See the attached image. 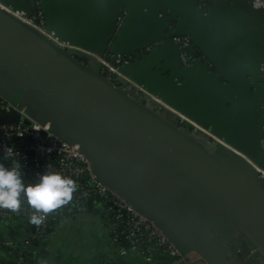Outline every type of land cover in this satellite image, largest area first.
<instances>
[{"label": "crops", "instance_id": "obj_1", "mask_svg": "<svg viewBox=\"0 0 264 264\" xmlns=\"http://www.w3.org/2000/svg\"><path fill=\"white\" fill-rule=\"evenodd\" d=\"M1 1L15 9L32 10L33 0ZM39 2L44 24L57 38L96 53L104 52L110 43L113 54H133L119 70L126 79L117 78L126 97L148 108H151L148 98L155 99L176 114L172 116L160 110L159 116L171 123L177 122V114L182 115L208 128L243 154L255 150L264 157V148L255 146L248 131V107L252 106L258 125L257 138L264 139V10L253 9L240 0H209L204 13L184 18L181 0ZM129 6L136 8L144 23L140 27L132 20L112 38L113 15ZM171 31L191 32L198 44L210 47L240 82L243 93H234L216 72H210L212 69L204 71L200 66L181 69L171 40L166 35L160 37ZM153 37L160 39L152 42ZM146 46L150 49L145 50ZM85 62L90 68H99L95 58ZM0 83L21 92L1 74ZM134 85L143 87L150 96ZM212 96L238 118L239 126L231 128L217 120ZM189 127L185 123V129ZM190 131L197 135L200 145L214 148L213 141L205 134ZM84 149L94 176L151 218L159 212L160 202L176 187L177 177L173 173L110 136L94 131L84 140ZM236 164L241 169L250 166L241 158L236 159ZM193 197L199 199L200 193L195 191ZM199 211V205L191 210L193 214ZM161 224L173 230V239L182 248L197 244L203 249L209 247L224 264H264V254L242 229L224 237L205 229L190 215L176 212L171 218L162 219ZM0 234L15 246H23L28 227L16 220L5 227L0 225ZM32 255L35 264H176L157 251H153L150 262L135 253L120 255L102 218L92 208L56 222L45 239L34 247ZM12 258L7 248L0 247V264H8ZM191 260L202 264L195 252H191Z\"/></svg>", "mask_w": 264, "mask_h": 264}, {"label": "water", "instance_id": "obj_2", "mask_svg": "<svg viewBox=\"0 0 264 264\" xmlns=\"http://www.w3.org/2000/svg\"><path fill=\"white\" fill-rule=\"evenodd\" d=\"M181 1L185 7L182 17L204 13L197 6V0ZM125 9L127 14L121 30L132 20L141 27L143 18L136 8L129 6ZM23 11L29 13L28 9ZM119 11L111 19V37ZM177 33L188 34L193 45L213 68L210 72H216L234 93H243L240 82L210 47L198 44L191 32ZM164 35L169 37L168 33L160 37ZM160 37H153L152 42ZM174 50L179 67L189 69L182 67L175 47ZM77 56L94 59L85 54ZM199 66L204 71L211 69L207 68L206 63ZM0 74L21 91H13L0 83L2 97L18 108L24 107L25 113L37 122L49 123L50 130L62 140L78 141L87 158L84 140L96 131L119 140L133 152L152 159L173 173L177 177L176 187L169 197L160 202L157 215L151 218L138 210L153 220L180 249L196 252L207 264H224L209 247L203 249L197 244L182 248L174 241L173 230L165 229L161 220L171 218L175 212L190 215L205 229H212L224 237H230L237 229H242L264 254V178L246 160L250 166L241 169L236 164V159L241 157L220 151V147L213 142L214 148L200 145L195 133L159 116L160 110L175 116L172 110L160 106L152 98H148L151 105L148 108L126 97L122 87L105 81L98 69L90 68L60 51L39 32L1 8ZM212 98L217 120L231 128L239 126L238 118L227 112L216 96ZM19 119L16 110L0 113V124L15 123ZM248 122L249 137L255 146L258 144L261 147L252 106L248 107ZM23 123L29 124L30 121L25 118ZM246 155L264 168V157L257 151L251 150ZM195 191L200 193L197 200L193 197ZM194 205L200 207L197 214L191 212Z\"/></svg>", "mask_w": 264, "mask_h": 264}, {"label": "built area", "instance_id": "obj_3", "mask_svg": "<svg viewBox=\"0 0 264 264\" xmlns=\"http://www.w3.org/2000/svg\"><path fill=\"white\" fill-rule=\"evenodd\" d=\"M240 1L248 4L253 9H264V0ZM197 6L203 11L204 0H197ZM0 8L39 32L46 40L67 55L76 57L79 54H85L94 57L99 64L98 73L105 81L119 86L117 78L126 79L119 70L133 57V54H113L110 51L111 44L109 43L106 49L107 52L104 51L98 55L57 38L47 30L44 24L43 8L39 0H33L32 10L29 13L20 9H13L1 2ZM126 14L127 10L121 8L115 17L112 38L121 30ZM168 34L183 68H192L203 63H206L207 68H210V64L205 61L203 56L195 54V46L188 34H178L176 31H171ZM149 49L150 46L145 47V50ZM134 86L143 94L150 96L143 87ZM9 110H16L20 115V119L15 123L0 124V165L12 166L14 160L6 159V156L18 160L21 163V171L26 184L38 182L40 176L44 173L57 172L62 176L71 177L77 185L76 190L72 193L71 200L48 213L39 226L29 223V217L35 213V210L28 205L26 199L22 198L21 208L16 212L0 209L1 226L5 227L12 221L19 220L28 227V235L23 241L24 248L32 242L39 244L45 239L47 232L51 229L49 226L50 219L58 222L63 218L88 210L89 204H92L90 208L102 218L110 241L117 248L120 255L135 253L150 262L153 260V251H157L160 254L169 256L176 264H198L191 260V252L194 251L185 252L180 249L153 220L94 176L90 162L82 152L78 141L66 142L62 140L50 130L49 123L41 124L37 122L25 113L24 107L18 108L0 95V113ZM177 115L178 124L185 125V123H189L193 132L198 131L205 134L220 147V151L230 152L234 157L243 158L256 172H259L260 177L264 178V168L256 165L239 149L223 138L214 135L208 128H204L196 122H191L182 115ZM25 118L30 121L29 124L23 123ZM259 143L261 147H264V139H260ZM118 224H122L120 232L124 234V238L130 243L127 247L119 244ZM1 242L2 246L0 247L8 250L10 247L15 246V243L11 240L3 239ZM195 254L202 264H207L196 252ZM13 261H15V264H27L20 258L14 259L13 257Z\"/></svg>", "mask_w": 264, "mask_h": 264}, {"label": "clouds", "instance_id": "obj_4", "mask_svg": "<svg viewBox=\"0 0 264 264\" xmlns=\"http://www.w3.org/2000/svg\"><path fill=\"white\" fill-rule=\"evenodd\" d=\"M11 167L0 165V209L16 212L21 208L22 198L35 210L30 215L29 223L39 226L45 216L53 210L67 204L77 185L71 177L57 172H47L34 184H26L21 163L12 157ZM40 213V214H36Z\"/></svg>", "mask_w": 264, "mask_h": 264}, {"label": "trees", "instance_id": "obj_5", "mask_svg": "<svg viewBox=\"0 0 264 264\" xmlns=\"http://www.w3.org/2000/svg\"><path fill=\"white\" fill-rule=\"evenodd\" d=\"M209 6V0H204V6H203V11H206L207 8ZM105 52H107L105 50ZM195 54L198 55V56H202L201 52L199 50H197L195 48ZM133 58V57H132ZM131 58V59H132ZM75 60L78 61V62H83L84 64L86 63V59L85 58H82V57H75ZM211 69H213L212 67H210ZM180 125V124H179ZM182 126L183 128H185V125H180ZM188 130H192V128H188ZM92 206V204H89V208ZM56 220H49V226L50 228L52 229V227L56 224ZM121 228H122V224H118V230H119V237H118V240H119V244L121 246H124V247H127L130 245V243L124 238V234H122L120 231H121ZM38 243H35V242H32L31 244H29L28 247L24 248L23 246H13V247H10L9 248V251L11 252L12 256L14 257V259H18L20 258L24 263H27V264H35V261L33 259V249L34 247L37 245ZM0 246H2V242L0 241ZM15 261H11L9 262L8 264H15L14 263Z\"/></svg>", "mask_w": 264, "mask_h": 264}, {"label": "rangeland", "instance_id": "obj_6", "mask_svg": "<svg viewBox=\"0 0 264 264\" xmlns=\"http://www.w3.org/2000/svg\"><path fill=\"white\" fill-rule=\"evenodd\" d=\"M215 144V143H214ZM226 150V149H225Z\"/></svg>", "mask_w": 264, "mask_h": 264}]
</instances>
